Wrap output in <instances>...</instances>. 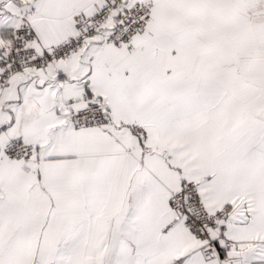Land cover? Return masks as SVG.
Returning <instances> with one entry per match:
<instances>
[{
  "label": "snow or ice",
  "instance_id": "1",
  "mask_svg": "<svg viewBox=\"0 0 264 264\" xmlns=\"http://www.w3.org/2000/svg\"><path fill=\"white\" fill-rule=\"evenodd\" d=\"M0 264H264V0H0Z\"/></svg>",
  "mask_w": 264,
  "mask_h": 264
}]
</instances>
